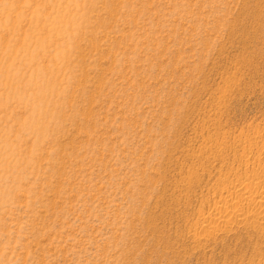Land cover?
Segmentation results:
<instances>
[{
    "label": "rangeland",
    "instance_id": "rangeland-1",
    "mask_svg": "<svg viewBox=\"0 0 264 264\" xmlns=\"http://www.w3.org/2000/svg\"><path fill=\"white\" fill-rule=\"evenodd\" d=\"M262 176L264 0H0V264H264Z\"/></svg>",
    "mask_w": 264,
    "mask_h": 264
},
{
    "label": "bare ground",
    "instance_id": "bare-ground-1",
    "mask_svg": "<svg viewBox=\"0 0 264 264\" xmlns=\"http://www.w3.org/2000/svg\"><path fill=\"white\" fill-rule=\"evenodd\" d=\"M257 180V183L241 182L233 189L227 188L226 193L231 200L215 203L217 220L228 222V219L233 217L242 220L247 218L250 208L264 207V176L258 177ZM238 205L242 207L239 208ZM257 217L264 219V212L258 213Z\"/></svg>",
    "mask_w": 264,
    "mask_h": 264
}]
</instances>
